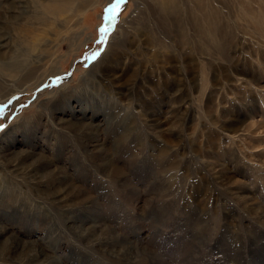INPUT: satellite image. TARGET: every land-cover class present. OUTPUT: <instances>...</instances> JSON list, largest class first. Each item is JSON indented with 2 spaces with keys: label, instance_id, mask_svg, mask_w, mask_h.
Wrapping results in <instances>:
<instances>
[{
  "label": "rangeland",
  "instance_id": "1",
  "mask_svg": "<svg viewBox=\"0 0 264 264\" xmlns=\"http://www.w3.org/2000/svg\"><path fill=\"white\" fill-rule=\"evenodd\" d=\"M166 1L0 0V264H264V0Z\"/></svg>",
  "mask_w": 264,
  "mask_h": 264
},
{
  "label": "bare ground",
  "instance_id": "2",
  "mask_svg": "<svg viewBox=\"0 0 264 264\" xmlns=\"http://www.w3.org/2000/svg\"><path fill=\"white\" fill-rule=\"evenodd\" d=\"M12 1H14V0H12ZM171 1L172 0H167L166 2H165V4H167V5H169V4H171ZM208 0H206L205 2H207ZM210 1V0H209ZM236 1V0H235ZM250 1H252V0H250ZM17 2V1H16ZM204 2V1H203ZM202 2V3H203ZM204 2V3H205ZM247 2L248 1H246L244 4H243V2H242V0H238V2H237V4L238 5H240V9H238V10H240V13L243 15V11H242V8H244V6H245V4H247ZM200 3H201V1H200ZM201 3V4H202ZM209 3V2H208ZM208 3H206V5L208 4ZM210 4V3H209ZM204 5V4H203ZM214 5V4H213ZM205 6V5H204ZM209 6V5H208ZM210 6H211V4H210ZM251 6V5H250ZM207 7V6H206ZM205 7V8H206ZM212 7V6H211ZM204 8V7H203ZM64 9V6H63V4H61V3H52V4H49V5H44L43 6V8H42V15L44 14H47V13H57V12H59V11H62ZM209 9V11H210V8H208ZM208 9H207V11H208ZM237 9V8H236ZM245 9V8H244ZM248 9H249V7H248ZM246 10V9H245ZM253 10V9H252ZM207 13V12H206ZM250 14V13H249ZM241 15V16H242ZM206 17V16H205ZM210 17V16H209ZM246 17V16H245ZM39 18H41V17H39ZM205 19V18H204ZM252 19H254L253 21H254V23H255V26H256V28H260V32H261V29L262 30H264V22H263V20H262V18L260 17V16H253V18ZM208 21V20H207ZM210 21L211 22H213V25H210V26H208V24H207V29H205V30H203L201 33H203V35L204 36H206L207 37V39L209 40V41H211V40H213L214 38H216V37H221L222 38V40H227L229 37H231L230 36V32L229 31H227V30H225V31H223L224 29H223V26L222 25H216L215 24V21H213V18H210ZM252 21V20H251ZM203 22H204V20H203ZM206 24V23H205ZM200 26V25H199ZM163 28H165V27H163ZM199 29H201L200 27H197L195 30H199ZM167 30V29H166ZM183 35V34H182ZM8 38V36L7 35H5V34H1L0 33V48L1 47H5L6 45H7V42H6V39ZM164 38V37H163ZM216 40V39H215ZM113 44L114 43H111V45H110V48L109 49H111L112 50V48H114V46H113ZM118 44V43H117ZM208 48H204V50H205V53L206 54H211L212 53V49H210L209 48V46H208V44L206 45ZM118 49V48H117ZM221 48H219V50H218V52H221ZM110 51V50H109ZM114 51V50H113ZM111 52V51H110ZM208 56V55H207ZM39 59V58H38ZM36 60H37V58H36ZM208 62V61H207ZM207 62H205L206 63V69H208V63ZM32 65H34V64H32ZM31 67V66H30ZM236 68V67H235ZM35 69H36V67L34 66V67H32V69H30V71L29 72H32V71H35ZM231 69V68H230ZM185 75H186V73H184ZM232 76V78L233 79H231V80H238L237 78H241V77H237V76H239L240 75V72H235V73H232L231 74ZM207 76L208 75H206L205 74V76L203 75V79H201V83L202 84H205L206 82H207ZM242 76V75H241ZM28 78H29V76H27ZM31 77V76H30ZM197 79V78H196ZM229 80H230V78H229ZM185 82L186 83H190L191 85L193 84L194 86H195V83L197 82V80H195V78L193 79V78H189V79H186L185 80ZM193 88V87H192ZM15 89H17L18 90V88L16 87ZM178 90H180L179 88H178ZM78 105L80 106V108H81V110L83 111V107L81 106L82 104H80V103H78ZM76 110H79V109H74L73 111H72V113H74ZM77 112V111H76ZM237 122H239V121H237ZM252 122V121H251ZM84 123V122H83ZM251 124H253V123H251ZM250 124V125H251ZM157 127V126H156ZM240 128H241V122H240V124L239 125H237L236 127H227L226 128V130H230L231 129V131H232V134L233 133H235V132H238L239 130H240ZM231 134V133H230ZM235 135H238V134H235ZM11 165H13L14 166V164H11ZM222 173H219L217 176L218 177H222Z\"/></svg>",
  "mask_w": 264,
  "mask_h": 264
},
{
  "label": "snow or ice",
  "instance_id": "3",
  "mask_svg": "<svg viewBox=\"0 0 264 264\" xmlns=\"http://www.w3.org/2000/svg\"><path fill=\"white\" fill-rule=\"evenodd\" d=\"M126 4V0H112L111 3L104 9V18L109 23L114 21L117 16L120 14V7L121 5ZM108 28L101 26L98 29L99 32V40L98 43H104L107 39L106 33L108 32ZM100 51H103V49H100L98 52H93L92 55L89 57L90 60H95L97 56L99 55ZM11 103V101L9 102ZM7 125L4 123H0V131H3Z\"/></svg>",
  "mask_w": 264,
  "mask_h": 264
}]
</instances>
